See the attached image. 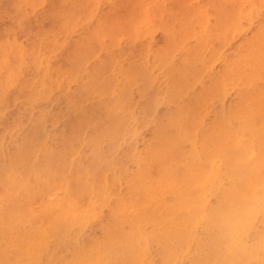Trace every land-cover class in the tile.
Returning a JSON list of instances; mask_svg holds the SVG:
<instances>
[{
  "label": "rangeland",
  "instance_id": "rangeland-1",
  "mask_svg": "<svg viewBox=\"0 0 264 264\" xmlns=\"http://www.w3.org/2000/svg\"><path fill=\"white\" fill-rule=\"evenodd\" d=\"M10 1L0 0V8L3 4L8 8ZM16 1L22 11L26 8L25 22L41 36L29 35L12 20L7 27L6 15L0 11V194L17 197L22 211L34 215L25 234L36 233L37 240L28 241L27 250L42 264H105L111 257L121 263L120 244L137 237L133 264L201 263L210 210L215 205L226 208L232 197L243 195L233 192V185L229 188L231 176L241 170L243 161L258 164L257 173L264 163V144L246 124L250 119L257 126L256 115L264 112L241 109L242 102L252 106L254 95L263 99L264 48L258 49V59L244 64L239 63L238 50L264 34V0H88L92 2L84 4L23 0L25 5ZM49 10L55 13L54 22L47 21L50 28L43 33L31 23ZM73 11H80L79 15L74 17ZM89 28L98 35L88 34ZM31 44L33 57L28 56ZM28 76L45 92L18 109V88ZM28 89L22 87L24 92ZM126 91L136 94L131 113L126 118L114 116L128 104V98L121 97ZM18 110L23 112L21 118ZM214 123L230 132L220 146L204 150L213 138L209 134ZM233 146L239 148L231 154L235 164L229 158ZM13 153L23 160L19 177L8 171ZM152 164L158 166L155 172H164L161 179L150 178ZM90 165H99V170L89 179L82 172ZM181 168H185L183 178L192 176L188 187L180 181ZM251 170L244 171L249 192L257 182ZM90 180L96 182L93 190L100 195L91 193L80 215L60 217L45 210L43 198L49 189L70 198L76 183L84 181L86 190L85 181ZM183 190L194 197L182 201ZM181 206L191 212L186 220L189 231L180 234L174 246L171 238L168 251L156 232L174 228V236ZM127 209L133 218L127 216ZM262 214L258 208L246 212L239 245L250 244L251 228L254 233L261 226ZM63 219L67 223L58 234L55 221ZM42 232L48 235L44 241ZM5 246L6 241L1 248ZM172 249L176 252L170 256ZM256 254L262 257L264 249Z\"/></svg>",
  "mask_w": 264,
  "mask_h": 264
},
{
  "label": "bare ground",
  "instance_id": "bare-ground-1",
  "mask_svg": "<svg viewBox=\"0 0 264 264\" xmlns=\"http://www.w3.org/2000/svg\"><path fill=\"white\" fill-rule=\"evenodd\" d=\"M84 1L87 2L88 0H82L81 4H84L85 3ZM18 2H20V1L11 0L8 3V8L5 6V4H3L2 7L0 8L1 14L6 15V18H7L6 26L7 27L10 26L11 23L12 24L19 23L22 26V28L24 29V31H26L29 35L41 36V34L39 32L32 30L28 26V24L25 22V16H26L27 12L26 13H24V12L26 11V8H25V11H22L23 8L21 7V2L19 4H18ZM25 2L29 3L28 0L27 1L25 0ZM90 2H92V1H90ZM22 3L24 4V1ZM33 3H30V4H33ZM51 4H53V3H51ZM77 6H78V8L76 7L77 8L76 10H78L80 8L79 7L80 5H77ZM66 8H68V7H66ZM32 10L34 11V8H32ZM59 11H61V10H59ZM82 11H84V9ZM79 12L80 11H73L71 14L74 15V17H75V15L78 14ZM59 13H62V12H59ZM54 14L55 13L52 10V11H50V13L47 14L49 17H46L47 16L46 15L44 18L42 17V19H35L33 21V23H31V24L32 25L37 24V26L39 25L41 28H43L42 32L45 33L48 30V28H50L46 24V22L47 21H48V23L54 22L52 20V17L54 16ZM59 16H61V15H59ZM79 18H80V16L78 17V19ZM78 19H76V20H78ZM62 20H64V19H62ZM10 21H11V23H10ZM65 21H66V23L68 22L67 20H65ZM73 21L71 23H73ZM78 22H79V20H78ZM66 23H65V26L67 24H68V26H70L69 25L70 22H68L67 24ZM74 23L72 25H74ZM20 25H18V26H20ZM63 26H61V27H63ZM51 27H54V26L52 25ZM72 28L76 29L75 27H72ZM72 28L69 30H72ZM88 31H89L88 34H90V31H93V33L95 35H98V32H96L95 28H89ZM27 33H26V35H27ZM59 33H60V31H59ZM53 34H54V32H53ZM13 35H15V34H13ZM83 36L86 37L85 35H83ZM45 37H46V35H45ZM87 37H88V35H87ZM87 39H89V38H87ZM87 39L84 40V42L89 43L90 39L88 41H87ZM33 40H34V38H33ZM13 45L15 46V44H13ZM13 45H12V47L14 48ZM30 46L32 48H30L29 52L31 51V49L35 51L33 44H31ZM80 47L81 46L79 45L78 48H80ZM263 48H264V34H261V35L257 36L255 43H252L250 45H243V46L238 48L239 54H240L239 63L244 64L247 61V59H250L251 61H255L256 59H258V49H263ZM82 49H83V47H82ZM8 50L10 51L11 49H8ZM21 51H22V49H21ZM28 56L33 57L35 55L31 54V52H30L28 54ZM7 64H9V63H7ZM236 69H238V66ZM228 73H231V72L228 71ZM130 74L132 75V73H130ZM0 75H2V74H0ZM4 77L5 76L3 75V78ZM7 81H9V80H7ZM7 81H6V83H7ZM4 82H5V80H4ZM11 84H12V82H11ZM23 86L29 87L27 92H24L22 90ZM2 87H4V86H2ZM44 92L40 91L39 88L36 87L35 82L32 81V77H30V76L24 77V79L22 81V85L18 88V95L19 96H17L18 97L17 99L20 100V102H19L20 105L18 106V109H21V108L25 109L26 106L30 103L31 98L37 97L38 95H42V94H44ZM119 92H124V91L119 90ZM100 96H102V95H100ZM121 97H127L128 98V104L126 107L125 106L119 107L117 109V112L114 114V116L126 118L128 116V114L131 113V112L129 113L128 110L132 109L130 107V105L132 103H134L136 94L133 92H130V91H126V93L123 94ZM155 100H157V99H155ZM238 102L236 103V105L238 104ZM241 109H243L247 112H250V113H253L256 111L257 112H260V111L264 112V95H263V99L257 95H254L253 96V104L251 107L245 105L242 102L241 103ZM22 113H20V110L17 111L16 114H17L18 118H21ZM122 113H123V115H122ZM263 117H264V114L262 115L261 113H258L256 115L257 126H256L255 122L250 123V119L246 123L249 131L254 133L256 135L259 143H262V144H264V138L262 137V135H264V122H263L264 118ZM114 125H115V123H114ZM116 127H118V126H116ZM105 132H106L107 136H110L112 133L108 127L106 128ZM229 132L230 131L224 130V125L218 126L216 123L212 124L210 126V133L211 134H209V135H212L213 138L211 139V141L209 143L204 144V150H206L207 148L210 149L211 147H213L215 145L220 146L222 144V142L224 141V137ZM20 138H19V140H20ZM206 140H207V138H206ZM204 141H205V139H204ZM57 146L59 147L57 149L61 148L60 144H58ZM225 148L229 149L230 145L228 143L225 144ZM238 149L239 148L237 146L231 147V150L234 151V152H230V156H229L232 164H235L236 160L231 156V154L232 153L237 154L236 152L239 151ZM23 152H24L23 150H20V153H23ZM7 158H6V160H7ZM0 160H2V159H0ZM194 160H196V162L198 161V159H196V158ZM22 163H23V160H21V157L17 153H13L12 159H8V164H7L8 165V171L11 173V176L19 177L21 175L22 170H23ZM257 166H258V164L250 165L249 163L243 161V166H242L241 170L239 172L235 173L236 176L235 175L231 176L232 184L229 187V188H231V186L233 185V188H235V190L233 192H235L236 190L243 191L242 197L240 195H235L234 197H232L230 199L231 204L229 206H227L226 208H221L220 206L215 205L210 210L209 216H208V222H207L208 223L207 229L205 230L204 235H202L203 239L201 242L202 243L201 255L204 257L202 258L201 263H197V264H213V262H216V264H264V254L262 257H257V254H256V251L258 249H260V248L264 249V163H262L260 165V169H262L260 173H257V171H256ZM157 167L158 166L156 164H152V166L150 167L149 173H150L151 179L159 180L164 175L163 171H159V174L157 172H155V168H157ZM249 169H252L251 175L257 181V182H255V187H256L255 189L256 190L253 189L252 192H249L247 190V188L244 187V182L249 177L244 171H247ZM98 170H99V165H95V166L90 165L89 167H87V169L85 171L82 172V175H84L86 178H89V179L94 178V177L98 176L96 173V171H98ZM184 171H185V168L179 169V174L181 175L180 181L182 180V186L183 187H188L190 180L192 179V176H190L189 174H186L183 178ZM44 172H45V174H48L49 167H45ZM50 178L53 181V178L52 177H50ZM72 178H74V176H72ZM85 182L88 183V186H89L88 189L84 190V187H83V186H85L84 181L76 183L74 186L73 192L71 193L70 198H67L65 193H62L61 191L58 192L57 194H54V193L52 194L51 189H49V191L45 194V198H43L44 199L43 205L45 204V206H46L45 210L49 211V212L55 211V215L56 216L59 215L60 217H62L63 215L65 217H69L72 215H76V216L80 215L82 213V208L85 206V200L88 197H90L91 193L95 194L96 192H98L97 190H96V192L93 190L95 188L96 182L91 181V180L85 181ZM236 182H237V186H236ZM60 184H62V182H59V185ZM100 192H101V190H100ZM102 193H104V192H102ZM135 193H136L135 191H132V194H135ZM98 194H99V192H98ZM0 197L2 198V203L0 206V222H3V224L0 225V264H42L41 261L39 260L40 257L39 256L37 257V255H34L32 252L28 251L26 248L28 241L31 240V242H35L37 240V234L36 233H35V236L34 235L28 236L25 234L26 229H27V224H28V222L31 221V218L34 215H31L28 217L27 214L22 211L21 203H20V201H18L17 197L15 199H10L9 197H7L6 193L0 194ZM193 197H194V194H190L188 192V190L182 191V198H183L182 201L190 200ZM11 207H13V209H11L10 212L8 213V211ZM245 207H246V211H244ZM257 208L261 209L263 211L261 226L258 229L255 228L254 233H253L252 228H251L250 234L252 235V238L250 240V244L242 243L241 245H239L237 243V240L239 241V238H238L239 229L244 225V223L246 221V220L244 221L245 214H246V212L248 214L249 211H252V210L257 209ZM189 211L190 210H188L187 208H184L183 206H181L180 209H177V212H182V214L176 218V233L174 234L173 237H172V234L174 232V228H171L170 230H158L156 232V234H158L159 240L161 241V244L168 251L172 248L170 246L171 238L173 239V246H174L177 239H178V236L180 234L182 236L187 235V233L189 231V229H188L189 225L186 224V220L188 219V216L191 214V212H189ZM40 212L44 213L43 211H40ZM7 214H8V222L6 221V215ZM126 214H127V216H130L131 218H133L134 213H132L129 209H127ZM148 215L151 217V214H148ZM224 216H227V218L223 219ZM64 222L67 223V221L64 219H63V221H61V220L55 221V223L59 224V225H57L58 226V229H57L58 234L60 233L61 226H64V224H63ZM112 223H113V221H112ZM23 226H25V227H23ZM53 226H54V224H52V223L49 224V229L47 228L49 233H52ZM4 236H5V238H4ZM41 236H42L43 241L48 237L47 233H45V232H42ZM56 237H57V235H56ZM5 241L8 243V246L1 248V245ZM137 242L139 243V240L137 239V237H135V238H133V240L130 243H126V244L121 243L120 246H121V251L123 254V261L121 263H119V261L115 257H111L106 261L105 264H133L134 260H135L134 256H135V247H136ZM31 246L33 247L34 244H32ZM175 252L172 249V251L170 252L169 255L173 256L175 254ZM167 261H168V258H167Z\"/></svg>",
  "mask_w": 264,
  "mask_h": 264
}]
</instances>
